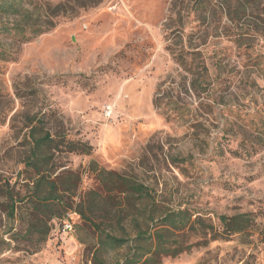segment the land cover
<instances>
[{"label":"rangeland","instance_id":"1","mask_svg":"<svg viewBox=\"0 0 264 264\" xmlns=\"http://www.w3.org/2000/svg\"><path fill=\"white\" fill-rule=\"evenodd\" d=\"M79 1L0 0V264H95L98 226L133 238L139 210L159 217L168 209L214 229L181 233L176 240L192 245L189 253L148 264H264V2L257 9L234 1L231 16L208 19L204 49L225 59L198 95L175 84L178 67L166 51L171 0H88L99 4L86 9ZM160 88L163 107L180 95L184 120H168L154 106ZM32 120L93 147L91 155L52 153L51 180L70 190L35 254L27 250L29 222L8 220L4 193L31 195L36 177L25 157ZM102 171L142 183L152 200L127 205L106 188ZM244 214L252 219L247 232L211 240L224 230L222 216ZM131 249L98 256L123 264Z\"/></svg>","mask_w":264,"mask_h":264},{"label":"trees","instance_id":"2","mask_svg":"<svg viewBox=\"0 0 264 264\" xmlns=\"http://www.w3.org/2000/svg\"><path fill=\"white\" fill-rule=\"evenodd\" d=\"M234 1L241 6L252 4L253 8L258 7L264 0H171L169 8L168 21L166 22V51L170 54L172 60L178 67L179 81L178 91L183 90L185 93L194 92L201 95L206 91L209 81L217 75L222 69L223 58L217 52L210 53L204 49L206 45V27L208 19L221 14L231 16ZM232 3V5H231ZM248 3V4H245ZM99 3L80 0L79 9H86L97 6ZM64 9L65 5H60L56 10ZM194 24V27H189ZM190 28V32L188 31ZM50 29L40 30V34L46 33ZM215 74V75H214ZM176 82V81H175ZM163 91L159 89L158 97L154 100V106L162 110V114L168 120H184V104L180 95L178 98L171 100L163 107V101L160 99ZM168 97L169 94H167ZM166 107L170 108L165 109ZM35 122V121H34ZM27 138L26 152V169L32 170L36 178L32 179L31 195L21 199L16 197L13 191L7 187L4 189L6 195V211L9 221H15L22 217L29 222L27 235L33 242L32 247L27 249L28 252L35 254L42 250L47 243L51 232V221L58 217L66 209L63 200L69 188H65L62 183L60 186L56 181L51 180L52 169L50 168L53 152H67L79 155H91L93 147L88 143L75 142L67 140L59 134L52 135L49 131L43 129L42 121L34 123ZM199 124L193 125L197 128ZM259 129V127L257 128ZM259 140L264 137V122L259 131ZM250 152V151H249ZM251 154V153H249ZM234 156H240L238 152H232ZM110 179H104L105 186L117 189L121 196L124 197L127 205L136 203L145 205L152 200V195L148 188L142 183L122 177L121 175L104 172ZM58 178L57 180H59ZM108 186H111L110 188ZM101 199H103L101 197ZM106 201V199H103ZM91 212L96 213L99 203L93 201ZM82 219L97 226L92 217L84 210L80 212ZM141 219V221H140ZM136 224L135 234L132 237H116L111 232H100L98 249L94 257L95 264H106L99 258L100 253H108L117 249H123L130 244H139L136 249H131L130 253L124 259L123 264H148L155 262L163 257L176 258L192 250V245H185L176 240V238L186 231L194 232L197 235L211 234L210 230L214 227L207 224L202 217L193 219V216L186 210L168 209L162 211L159 217H155L153 212L139 210L138 218L134 219ZM220 222L223 225L222 234L212 232L211 240H227L231 236L242 234L248 231L252 225V219L249 215H238L235 217L222 216ZM126 232L125 229H122ZM37 238V240H33ZM142 245L150 249L146 251Z\"/></svg>","mask_w":264,"mask_h":264},{"label":"built area","instance_id":"3","mask_svg":"<svg viewBox=\"0 0 264 264\" xmlns=\"http://www.w3.org/2000/svg\"><path fill=\"white\" fill-rule=\"evenodd\" d=\"M74 222H75L74 217L71 214H69L64 222V231L68 233L72 232L74 230V225H75Z\"/></svg>","mask_w":264,"mask_h":264}]
</instances>
